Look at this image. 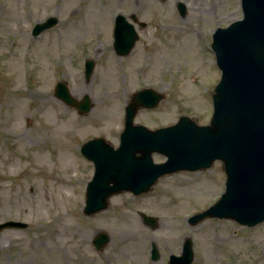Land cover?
I'll return each instance as SVG.
<instances>
[{
  "label": "rangeland",
  "instance_id": "1",
  "mask_svg": "<svg viewBox=\"0 0 264 264\" xmlns=\"http://www.w3.org/2000/svg\"><path fill=\"white\" fill-rule=\"evenodd\" d=\"M59 1L0 0V222L27 223L0 230V264H168L167 254H179L186 236L194 247L191 264H264V221L251 227L230 218L188 221L219 198L225 180L220 161L161 176L146 193L123 191L109 197L106 209L82 212L93 166L80 144L99 135L116 144L123 105L134 91L151 85L165 93L157 107L140 109L135 122L172 124L182 114L208 122L219 79L212 31L242 16L240 0H182L183 16L174 9L176 0H169L167 10L142 14L151 24L132 54L121 59L104 57V39L97 35L112 11L101 5L104 0ZM50 14L59 17L58 24L31 36L32 25ZM88 57L95 66L85 79ZM57 80L76 99L87 94L91 109L79 113L57 98ZM164 159L153 153L154 161ZM189 186L199 193L179 192ZM139 211L154 215L155 227ZM61 214L65 218H57ZM84 220L97 222L94 232L72 233ZM99 230L110 238L101 251L90 242ZM151 242L160 253L153 260L143 258ZM61 253L64 262L57 261Z\"/></svg>",
  "mask_w": 264,
  "mask_h": 264
},
{
  "label": "water",
  "instance_id": "2",
  "mask_svg": "<svg viewBox=\"0 0 264 264\" xmlns=\"http://www.w3.org/2000/svg\"><path fill=\"white\" fill-rule=\"evenodd\" d=\"M241 7L243 18L216 28L213 33L211 46L221 78L212 93L209 124L197 125L181 115L175 124L154 130L135 125L133 118L138 109L155 107L164 95L150 88L133 93L125 107V128L118 148L113 149L102 137L90 139L81 147L95 166L86 187L85 214L106 208L113 193L145 192L162 174L206 168L219 158L226 172L225 191L215 204L189 221L196 223L205 216H219L253 225L264 220V0H241ZM180 12L184 13L183 8ZM56 22L55 16L37 22L32 34H39ZM122 28L120 24L116 26L114 44L119 52L126 53L135 37L119 34ZM93 64L87 60L86 77ZM54 93L80 112L91 107L87 94L77 101L61 81L56 83ZM153 151L165 154L167 159L154 163ZM142 216L144 222L155 226L154 217ZM24 226L25 223L13 220L0 223V229ZM98 233L94 243L100 248L108 236L103 231ZM191 260V240L186 238L182 254L171 256L170 264H190Z\"/></svg>",
  "mask_w": 264,
  "mask_h": 264
},
{
  "label": "flooded vegetation",
  "instance_id": "3",
  "mask_svg": "<svg viewBox=\"0 0 264 264\" xmlns=\"http://www.w3.org/2000/svg\"><path fill=\"white\" fill-rule=\"evenodd\" d=\"M72 1V0H71ZM161 1V5L158 4L157 0H104V3H101V5L105 8H112L110 12V20L105 23L103 26L96 28L97 35L104 39V51L105 56L112 57H127L131 54V51L136 46L138 40L141 37V33L143 30H145L151 23L149 21V16H142V14L145 13H160L164 10H167V5L169 0H159ZM164 1V2H163ZM171 1V0H170ZM169 1V2H170ZM181 0H176L175 8H178V3ZM62 1L58 0V5H61ZM172 3V1L170 2ZM73 2H69L65 6L72 5ZM163 4V5H162ZM102 6H98L101 8ZM158 6V7H157ZM76 8V7H75ZM77 9V8H76ZM119 15H122L124 18L123 26L126 28L124 29V33L129 34L130 31L128 29V26H132L133 30L135 31V35L137 36V40L135 41L133 47L126 55H120L114 44V27H115V20ZM148 52V51H147Z\"/></svg>",
  "mask_w": 264,
  "mask_h": 264
},
{
  "label": "bare ground",
  "instance_id": "4",
  "mask_svg": "<svg viewBox=\"0 0 264 264\" xmlns=\"http://www.w3.org/2000/svg\"><path fill=\"white\" fill-rule=\"evenodd\" d=\"M44 99L47 101V100H49V97L48 96H44ZM40 158L43 161L45 160L44 155H41ZM45 170H46L45 168L42 169V171H45ZM12 173H13V171H10V174H12ZM42 173L44 174V176H46L48 178L50 177V175L47 174L46 172H42ZM63 184L65 185V183H63ZM179 192H182L183 194H189V195H197L199 193L197 191V188L196 189L194 187L191 188V186H189L187 189L182 188V189L179 190ZM72 214H73V218L80 219V215L77 212H73ZM63 217H64V215L61 214L57 218H63ZM123 222L127 223V220H124ZM129 225L132 226V228L134 229L137 226V222L135 220L129 221ZM96 226H97V222L96 221L84 220L83 226H80V228H81L80 231L72 230L71 232L72 233H93L95 228H96ZM127 233H131V232H127ZM65 255H66V253H61V256L57 257V261L64 262L65 261Z\"/></svg>",
  "mask_w": 264,
  "mask_h": 264
}]
</instances>
